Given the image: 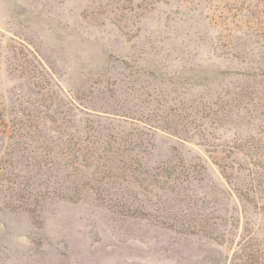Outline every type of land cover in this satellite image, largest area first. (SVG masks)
Listing matches in <instances>:
<instances>
[{"label": "rangeland", "instance_id": "1", "mask_svg": "<svg viewBox=\"0 0 264 264\" xmlns=\"http://www.w3.org/2000/svg\"><path fill=\"white\" fill-rule=\"evenodd\" d=\"M197 80L203 145L174 135ZM86 118L143 188L85 185ZM0 264H264V0H0Z\"/></svg>", "mask_w": 264, "mask_h": 264}, {"label": "trees", "instance_id": "2", "mask_svg": "<svg viewBox=\"0 0 264 264\" xmlns=\"http://www.w3.org/2000/svg\"><path fill=\"white\" fill-rule=\"evenodd\" d=\"M195 83L194 85H200L203 88L202 91H199L202 95L197 96L192 93H188L186 95L185 101L183 102L185 107H183V111L176 115V122L174 121L178 130L174 135H176L179 140L187 143L195 141L196 137H200L202 142L201 145H203L206 144V134L203 131H199V133H197L194 123L200 121V123L204 125V120L208 118L213 121V114L215 113V110L218 109L214 107H220L218 102H220L221 99L220 101H212V105H210L208 102H204L203 99L205 97H211L210 95H212L214 90L210 87L209 83L203 84L198 80L195 81ZM126 103L127 99L123 98L121 105L120 103L119 105L124 107L126 106ZM221 110H223V108ZM126 114L127 115L125 118L127 119L125 120H128L131 113L128 112ZM86 120V124L90 123V126L87 125V127H85V131L87 129L86 135L75 136L71 134L68 137L69 140L66 141V151L64 153L66 156L73 158V161H70L71 165H77V168L80 169L81 173L83 168H91L92 176L97 177L89 178L88 181H85L88 182L85 185L89 188L99 191L98 195L99 197H102L101 200L108 201L110 203L117 200V197H114L116 193H112V196H110L108 195L109 192L106 193V191L108 188H113L117 181H123L131 184L133 180H135L139 187L143 188L142 183L147 182L148 179L153 175L149 171L143 170L140 164L135 162L130 163L129 160L132 159V157H130V159L126 158L129 157L127 152L131 150V148L128 146L123 145L125 144L123 143V135L126 134V131L122 132L121 134L111 135L110 138L107 136L108 140H106L104 138L106 136H101L99 126L94 125L95 120L91 118H86ZM112 136L114 137L112 138ZM101 141L106 145L101 144L98 146L97 143H100ZM129 144H132V142ZM133 144L136 146H134L132 149H136L138 145H142L141 143L139 144L137 142H133ZM56 164H58V162L54 161L53 166ZM109 184L113 185L109 187ZM61 197L70 200L81 198L79 196V192L76 194H65ZM28 199L29 196L26 198V203H28L27 205H29L30 202ZM35 206L36 204H34V207ZM29 211H32V209H29Z\"/></svg>", "mask_w": 264, "mask_h": 264}]
</instances>
